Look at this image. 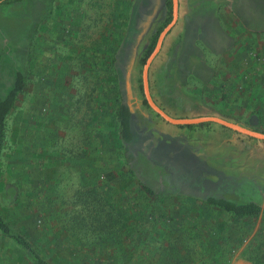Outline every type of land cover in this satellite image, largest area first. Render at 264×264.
<instances>
[{
    "label": "rangeland",
    "instance_id": "obj_1",
    "mask_svg": "<svg viewBox=\"0 0 264 264\" xmlns=\"http://www.w3.org/2000/svg\"><path fill=\"white\" fill-rule=\"evenodd\" d=\"M198 2L224 1L178 0L179 19L148 70L150 94L173 117H184L176 106L187 97L168 94L174 88L160 65L170 37L185 27L187 4L189 12L213 15ZM261 7L264 30V0ZM167 11L166 0L0 5V57L9 59L0 84L10 85V64L25 77L5 122L0 215L54 264H74L78 251V264H264V165L237 168L242 157L232 144L200 127L169 124L143 104L140 58ZM119 99L131 107L139 136L130 164L164 197H149L128 172ZM223 119L264 131L263 119ZM204 194L251 199L262 210L238 218L204 203ZM0 264H31L1 232Z\"/></svg>",
    "mask_w": 264,
    "mask_h": 264
},
{
    "label": "crops",
    "instance_id": "obj_2",
    "mask_svg": "<svg viewBox=\"0 0 264 264\" xmlns=\"http://www.w3.org/2000/svg\"><path fill=\"white\" fill-rule=\"evenodd\" d=\"M223 1L214 7L198 2L202 9H214L213 15L203 10L189 12L192 6L187 4V13L182 15L185 27L168 36L169 55L162 61L159 74L174 88L168 92L170 96L188 98L177 101L176 109L183 110L184 117L218 116L235 121L245 114L249 119L264 120L262 0L258 4L250 1L249 7L247 0ZM248 10H253V15ZM178 19L179 14L175 24ZM172 55L174 73L168 62ZM186 101L190 105H180ZM222 109L230 113L221 114ZM212 125L200 128L233 145L243 162L237 168L264 165V141H253Z\"/></svg>",
    "mask_w": 264,
    "mask_h": 264
},
{
    "label": "trees",
    "instance_id": "obj_3",
    "mask_svg": "<svg viewBox=\"0 0 264 264\" xmlns=\"http://www.w3.org/2000/svg\"><path fill=\"white\" fill-rule=\"evenodd\" d=\"M22 0H0V5L2 4H13L20 2ZM248 7L250 0H247ZM166 6L168 8L167 16L163 20L162 24L157 28V30L151 35L148 45L143 53V56L140 58V62L144 63L145 58L151 53L153 50L158 34L161 31L162 27H164L171 20V0H166ZM249 11V10H248ZM248 13V12H247ZM253 10L249 11V15H253ZM9 59L6 55H1L0 57V68L3 69L8 66ZM11 70L10 74V85L6 86L5 83L0 84V150L4 143L5 138V122L7 116L10 114L14 104L18 98V95L22 92L25 86V77L21 70L15 69L11 64L9 65ZM140 89H142V85L139 84ZM143 104L147 107L146 99H143ZM116 116L117 122L119 125V134L120 138L123 142L124 152L123 157L125 158L126 165L128 167L129 174L136 179V182L140 185V189L144 191L151 198H161L164 197V194L159 191L158 188H154L143 182L141 176H139L135 169H133L130 164L132 159V147L139 140V136L137 131L133 125V111L131 107L123 103L122 101H118L116 108ZM212 125V123L204 122L197 125H186L185 127L194 128V127H203ZM181 127H183L181 125ZM258 131V130H257ZM264 132V131H263ZM130 158V159H129ZM162 191V190H161ZM202 199L204 203L218 207L224 212L231 214L232 216L238 218H246V217H255L257 216L262 208L259 202L254 200H247L243 202H236L230 199H227L223 196H213L204 194ZM0 232L16 242L17 245L23 250L26 259H28L31 264H54L51 260L46 258V254H41L38 249L32 246L31 242L25 237L24 233L15 228L9 221L4 219L0 215ZM72 252L76 251L70 250ZM65 252H63L62 257H65ZM69 256V254H67ZM81 252L75 253L74 264H78L77 261L81 260Z\"/></svg>",
    "mask_w": 264,
    "mask_h": 264
},
{
    "label": "water",
    "instance_id": "obj_4",
    "mask_svg": "<svg viewBox=\"0 0 264 264\" xmlns=\"http://www.w3.org/2000/svg\"><path fill=\"white\" fill-rule=\"evenodd\" d=\"M177 17H178V0H171V20L159 32L155 46L151 51V53L146 58L142 66V74H141L142 89H143L144 97L149 107L169 124H173L177 126H181V125L186 126V125H197L204 122L215 123L230 130H233L239 134L245 135L249 138L264 141V132L251 129L234 122H230L218 116L173 117L169 115L166 111H164L160 106H158V104L153 100L149 90V80H148L149 66L154 56L160 50L164 37L170 31L172 26L175 24Z\"/></svg>",
    "mask_w": 264,
    "mask_h": 264
}]
</instances>
